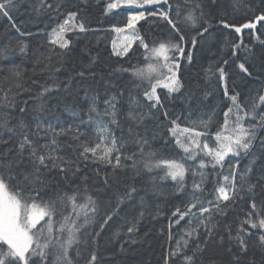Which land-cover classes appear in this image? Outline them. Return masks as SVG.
I'll use <instances>...</instances> for the list:
<instances>
[{
    "label": "trees",
    "instance_id": "16d2710c",
    "mask_svg": "<svg viewBox=\"0 0 264 264\" xmlns=\"http://www.w3.org/2000/svg\"><path fill=\"white\" fill-rule=\"evenodd\" d=\"M109 2L111 0H43L41 5V0H14L15 7L10 16L0 14V53H3L0 54V90L12 87L14 91L20 93L16 98L17 107L4 110L15 116L12 124H16L23 117L29 132L35 130L37 119L44 127L52 125L67 128L79 124L81 118L87 119L86 96L88 98L98 96L101 109L104 106L103 100L113 95L117 96L123 111L127 110L130 96L138 98L144 105L149 103L143 95V90L149 87L148 81L132 74L137 69L147 67L145 50L138 43H134L126 55L113 54L115 32L112 29L124 27L131 12L143 9L122 6L106 12ZM169 3L172 5L171 9L168 4H164L163 10L170 11L173 20L180 19L179 27L185 36V41L181 42L185 48V56L178 60L180 67L176 72L181 88L172 94L165 89H158L164 107L159 110L156 119L146 120L138 131L148 137L151 149L158 154L182 157L184 153L176 146L167 131L170 119L180 116L179 123L183 127L193 126L192 122L198 125L201 120L208 121L211 118L210 131L215 133L217 127L224 121V112L232 105V101L225 96V84L229 96L237 95L238 101L249 107L254 101L258 103V96L264 94V21L255 19L264 14V0H241L238 6L236 0H199L202 6L200 8L196 7L195 2L186 3V0H169ZM177 5H180L179 18L176 16ZM148 7L159 8L160 5ZM191 8H195V15L198 17L196 28L183 20ZM69 12H77L76 22H83L87 30L66 33V38H70L69 47L60 49L48 42L49 34L67 18ZM225 23L230 27L225 28ZM245 23H253L256 27L243 28ZM236 27H241V32L237 33ZM204 28L208 31L203 32ZM135 30L140 36L145 37L150 45L154 41L158 43L167 39L179 41V35L166 21L158 16H148L147 13L145 19L136 22ZM21 32L25 35L21 36ZM200 32H203V35H199ZM17 41H23L26 45L24 53L19 51ZM234 45H239V48L235 49V56ZM187 52L192 53L191 62L187 59ZM225 61L228 63L225 64ZM151 62L155 64V60ZM241 63L247 71L240 69ZM120 67L128 71H114ZM220 68L226 73L224 82L219 79ZM16 72L20 73L18 81L14 75ZM80 72H84L85 75L80 76ZM17 82L22 85L20 89L14 87ZM45 87L51 91L41 97L39 94ZM2 94L0 91V95ZM25 101L27 109L25 113H21L19 108L24 107ZM165 110L169 113V119H165ZM258 111L264 112V106ZM121 122L124 126L123 135L126 136L128 125L132 122L123 119ZM113 129L117 137L122 135L119 128L113 126ZM80 130L87 133L82 140L91 141L94 138V125L87 128L81 125ZM10 135L5 131L4 139L8 140ZM257 135L264 137V129H259ZM59 139L61 143L65 141L75 143L68 137ZM16 140V137H12L9 143L0 144V151L14 147ZM211 142L215 143L214 140ZM136 150V145L131 143L124 147V151L129 154ZM252 151L259 153V140L255 142ZM65 153L75 158L72 149L64 148L61 154ZM239 159L241 168L248 164L249 158ZM21 167L27 171L30 165L26 162ZM80 167L82 171L76 177L69 174L67 182L60 175H55V179L44 194L46 198L55 199L57 189L71 192L75 185L79 184L83 189L86 183L91 194L101 202V211L96 222L82 229V234L78 233L79 242L70 249L74 264H88L93 252L97 257L95 264H165L166 260L167 264H184L183 253L175 256H170V253L176 249L177 241H180L183 248V239H187L184 237L183 229L187 226L188 217L179 224H173L171 228L169 225L170 220L178 219L172 215L176 208L184 210L191 201L193 194L191 173L186 174L184 189L178 190L170 179L165 181L156 179L154 187L151 178L157 175L155 171L148 173L141 170L137 175L131 169L114 170L110 165L99 163H81ZM262 168L264 160H261L251 173L252 183H257ZM206 171L210 175L204 185V193H195L197 196L202 195L205 202L215 198L213 190L220 178L214 173L221 170L208 168ZM224 171H227V165ZM84 175L89 178L82 183L80 178ZM105 178L108 179V186H105ZM195 179L198 181L200 178L197 176ZM13 183L15 184V181ZM133 185L138 189L134 199L122 205L120 213L113 216L101 229L109 198L114 205L115 194L123 193ZM96 189L102 191L98 192ZM254 192L259 205L260 201L264 200V181L254 189ZM141 196L144 197L142 216L139 214ZM70 210L69 206L68 211ZM248 211H251L250 201L238 200L225 215L214 216L213 223L217 224L216 235L214 239L209 240L204 252L198 256L196 264H230L231 255L226 249L229 246L236 248V243L229 240L227 225H232V235H235L237 225ZM134 217L135 230L129 233L127 221ZM60 219L58 212L56 220ZM199 231L204 232L203 226ZM195 243L193 238L184 251L190 254ZM249 245L248 251L240 254V264L250 262L264 264V247L259 245L255 236L250 238ZM49 251L52 253L55 250ZM34 259L39 262L38 257ZM47 264H54V255H49Z\"/></svg>",
    "mask_w": 264,
    "mask_h": 264
},
{
    "label": "snow or ice",
    "instance_id": "6c2138e0",
    "mask_svg": "<svg viewBox=\"0 0 264 264\" xmlns=\"http://www.w3.org/2000/svg\"><path fill=\"white\" fill-rule=\"evenodd\" d=\"M192 2H195L197 8L202 7L199 0H186V3ZM240 3L241 0H236L237 6ZM164 4H168L171 9L172 5L169 0H111L106 8V12L122 6L143 9L129 15L124 27H114L112 31L124 33L128 29L132 30L124 37L123 46L119 51L116 50L115 41L113 42L114 55H126L136 40L145 50L147 67L137 69L132 74L149 83V87L143 90L144 98L149 102L147 105L141 103L138 98L130 96L127 110L123 111L117 96L113 95L103 100L104 106L101 109L98 96L91 98L86 96L88 99V107L85 111L87 119L81 118L79 124L70 125L67 128L52 125L44 127L37 119L35 130L29 132L23 117L16 124H12L11 121L16 119L15 116L10 111H4L17 107L16 98L20 95L19 91H14L12 87L0 90L3 93L0 95V144L9 143L12 137L17 138L14 147L0 151V245L3 246L0 247V264H47L50 254L54 255V264H74L70 249L79 242L78 233L82 234V229L96 222L101 211V202L91 194L86 183L83 189L79 184L75 185L71 192L57 189L55 199L46 198L44 194L52 180L55 179V175H60L66 182L69 174L76 177L82 171L81 163L110 165L114 170L131 169L137 175L141 170L148 173L155 171L157 175L151 178L154 187L156 179L160 181L170 179L178 190L184 189L186 174L191 173L193 177L191 201L184 210L176 208L172 215L178 219L170 220L169 225L171 228L173 224H179L185 217H188L187 226L183 229L184 237H187V239L182 237L183 248L180 241H177L176 249L170 253V256L183 253L184 264H196L198 256L204 252L209 240L214 239L216 235L217 224L213 223L214 216L225 215L238 200H249L251 211H248L245 218L237 225L235 235H232V225H227L229 240L236 243V248L229 246L226 249L231 255L230 264H240V254L248 251L251 237L255 236L259 245L264 247V200H261L258 205L254 192V189L264 181V168L261 170L257 183L251 182V173L256 165L264 160V137L257 135L259 129H264V112L258 111L261 106H264V94L258 96V103L254 101L249 107L247 104L242 105L237 95L229 96L225 84V96L232 101V105L224 112V121L217 127L215 133L210 131L211 118L208 121L201 120L198 125L192 122L193 126L183 127L179 123L180 116L170 119L167 131L176 146L184 153L182 157L158 154L157 151L151 149L148 137L141 135L138 131L146 120L156 119L159 110L164 107L157 90L162 88L172 94L180 91L181 88L176 72L180 67L178 60L185 56V48L181 44L185 41V36L179 27L180 19L173 20L170 11L163 10ZM41 5H43V0H41ZM154 5H160V7H148ZM14 7V0H0V14L10 16ZM176 7V16L179 18L180 5ZM146 13L148 16H158L166 21L179 35V41L174 42L172 39H167L160 40L158 43L154 41L150 45L146 38L140 36L135 30L136 22L145 19ZM77 16V12H69L67 18L52 29L48 42L60 49L68 48L70 38H66V33L74 30L80 32L87 30L83 22H76ZM255 19L264 21V14ZM183 20L193 28L198 27L195 8L189 9ZM224 27L228 28L230 25L225 23ZM242 27L253 29L256 25L245 23ZM207 31V28L203 29V32ZM235 31L241 32V27H236ZM203 32L198 34L203 35ZM23 35L25 33L21 32V36ZM195 43L194 38L193 45ZM17 44L19 51L24 53L26 45L23 41H17ZM233 47L235 56V49L239 48V45ZM187 59L191 62V52H187ZM153 60L155 64L151 62ZM227 63L228 61H225V64ZM239 67L242 71H247L243 63ZM114 71L123 72L128 69L120 67ZM218 71L220 81L224 82L226 77L224 69L220 68ZM14 75L18 81L20 73L16 72ZM79 75L84 76L85 73L80 72ZM14 87L20 89L22 85L17 82ZM49 91L51 89L45 87L39 95L42 97ZM26 109L27 101L24 102V107L19 108V111L25 113ZM164 116L165 119H169L167 110ZM122 119L132 122L128 125L126 136L123 135ZM81 125L86 128L89 125L95 126V135L91 141L81 139L87 134L80 130ZM113 126L121 130V136L115 135ZM5 131L11 134L8 140L4 139ZM60 137H68L75 143L68 141L61 143ZM212 140L215 143H212ZM257 140H259V153L252 151ZM129 143L137 147V150L130 154L124 151L125 145ZM64 148L72 149L75 158L73 159L66 153L61 154ZM241 157L249 158L248 164L243 168L240 167L239 158ZM188 161L192 163L189 164ZM26 162L30 165L27 171L21 167ZM226 165L227 171L225 172ZM208 168L213 170L219 168L221 171L214 173L220 178L214 186L213 196L215 198L205 202L202 195L197 196L195 193H204V185L210 175L206 171ZM197 176L200 178L198 181L195 179ZM88 178L84 175L80 179L84 183ZM104 183L108 186L107 178ZM96 191L99 192L102 189H96ZM137 192L138 189L134 185L129 186L128 190L123 193L117 192L114 205L109 198L103 223L100 225L101 229L112 220L113 216L120 213L122 205L134 199V194ZM139 203L141 206L139 214L142 216L144 214L143 196L140 197ZM69 206L70 211H68ZM194 209L196 211H193ZM58 212L61 217L59 221L56 220ZM127 223L129 224L127 231L134 232L135 217ZM201 226L204 228L203 233L199 231ZM171 238L170 232L169 239ZM193 238L196 243L189 254L184 250L189 247V241ZM221 242H223V237ZM51 249L55 251L50 253ZM34 257H38L39 262ZM96 260V254L93 252L88 264H95Z\"/></svg>",
    "mask_w": 264,
    "mask_h": 264
},
{
    "label": "rangeland",
    "instance_id": "374dc122",
    "mask_svg": "<svg viewBox=\"0 0 264 264\" xmlns=\"http://www.w3.org/2000/svg\"><path fill=\"white\" fill-rule=\"evenodd\" d=\"M135 13L136 12H131L129 15H132V14H135ZM131 32H132L131 29L126 30V32H124V33H117V32H115V40L114 41L116 43V50L117 51H119L122 48L123 43H124V37L126 35H128L129 33H131ZM134 43H138L139 44V41L136 40V41L133 42V44Z\"/></svg>",
    "mask_w": 264,
    "mask_h": 264
}]
</instances>
